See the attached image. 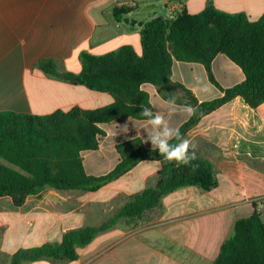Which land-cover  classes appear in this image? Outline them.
<instances>
[{
  "label": "crops",
  "instance_id": "1",
  "mask_svg": "<svg viewBox=\"0 0 264 264\" xmlns=\"http://www.w3.org/2000/svg\"><path fill=\"white\" fill-rule=\"evenodd\" d=\"M151 1L155 0H0V112L45 116L113 104L110 93L50 77L36 65L42 59H54L61 72L79 74L86 52L103 56L131 46L141 55L144 25L164 17L156 16L158 8L139 12L140 4L149 5ZM163 4L166 17L181 9L196 15L209 4L227 14L244 13L252 21L264 14V0H163ZM120 7L131 12L117 22L113 11ZM126 18L137 23H126ZM212 72L224 89L245 80L241 68L223 54L212 62ZM172 78L191 90L199 102L224 95L210 82L201 63L175 61ZM142 89L149 94L154 112H164L167 118L168 100L157 87L144 84ZM168 119L170 125L180 128L190 118L178 107L177 114ZM100 127L106 136L100 139L99 149L82 153L88 175L111 172L121 160L117 145L132 138H140L146 148L153 149L147 141L151 127L147 120L125 118ZM185 139L195 146L190 150L214 164L218 186L211 191L191 186L167 194L161 206L141 220L121 221L80 248L71 264H211L235 222L250 217L255 205L264 223V104L252 109L236 97L204 116ZM163 166L160 161L141 162L98 190L106 191L101 196L87 198V193L95 192H78L95 214L125 198L122 207L132 195L154 186ZM55 191L46 188L30 195L21 207H15L10 196L0 197V264H11L19 249L61 242L68 231L86 227L74 210L62 214L50 206L53 201L48 195ZM58 200L62 205L69 202L63 196ZM43 260L26 264L58 262Z\"/></svg>",
  "mask_w": 264,
  "mask_h": 264
},
{
  "label": "trees",
  "instance_id": "2",
  "mask_svg": "<svg viewBox=\"0 0 264 264\" xmlns=\"http://www.w3.org/2000/svg\"><path fill=\"white\" fill-rule=\"evenodd\" d=\"M129 12L131 9L127 7L115 8L114 18L121 22ZM219 54L241 68L245 75L243 82L224 89L216 81L212 62ZM81 61L79 74L61 72L54 59H42L36 68L50 77L110 93L114 103L95 110L74 108L45 116L0 112V197L10 196L14 206L21 207L28 196L38 195L49 187L58 192H97L141 162L160 161L164 166L154 186L132 195L101 225L70 230L61 242L19 249L11 264L42 259L76 260L80 248L121 221L141 220L147 212L159 208L167 194L191 186L203 191L215 189L218 186L215 166L197 152V159L191 163L198 168L193 171L191 165L177 166L156 149L146 148L140 138H132L117 145L121 160L102 176L87 174L82 153L99 149L100 139L106 136L100 124L125 118L148 120L141 115L142 108H151L153 112L154 109L149 94L142 89L144 84L156 86L166 100L174 96L176 104L197 108L196 114L179 128L184 138L204 116L236 97H241L252 109L264 104V14L252 21L244 13L227 14L212 4L196 15L181 9L172 17H157L144 25L141 55L133 47L123 46L103 56L83 53ZM175 61L203 64L210 82L224 95L199 102L191 90L173 80ZM211 264H264V223L256 205L250 217L235 222Z\"/></svg>",
  "mask_w": 264,
  "mask_h": 264
},
{
  "label": "clouds",
  "instance_id": "3",
  "mask_svg": "<svg viewBox=\"0 0 264 264\" xmlns=\"http://www.w3.org/2000/svg\"><path fill=\"white\" fill-rule=\"evenodd\" d=\"M178 107L181 110V114L188 118H191L197 112V108L192 105L183 104L177 106L176 97L174 96L167 101V118L164 112H153L151 108H142L141 115L148 118L147 123L151 126L147 133V141H150L152 148L156 149L160 156L167 161H175L177 166L191 165L194 171L198 168V165H194L191 162L196 160L197 157L194 150L190 151V147L194 149L195 146L191 144L190 140L185 139L181 135L179 127H174L169 123L168 118L177 114ZM126 127L127 125L123 128ZM173 140L177 141V143H170Z\"/></svg>",
  "mask_w": 264,
  "mask_h": 264
},
{
  "label": "rangeland",
  "instance_id": "4",
  "mask_svg": "<svg viewBox=\"0 0 264 264\" xmlns=\"http://www.w3.org/2000/svg\"><path fill=\"white\" fill-rule=\"evenodd\" d=\"M164 4H163V0L159 1H151L149 2V5L146 4H140V9L139 12L143 13L148 9H154V8H158L159 11H157V15L156 16H165V9L163 8ZM148 8V9H147ZM151 186V185H149ZM50 188V187H49ZM53 189V188H52ZM106 191H102V192H95V193H87L86 197L87 198H91V197H97V196H101L103 194H105ZM182 194V193H180ZM179 194V195H180ZM184 194V193H183ZM81 193L78 191H67V192H53L52 194L48 195L52 201L53 204H50L51 207L56 208L58 213H65L68 211H73V213H77L79 214L77 217L79 218L81 224H84L85 226H92L95 224L101 225L103 222H105L108 218L112 217L114 214H116L121 207L122 202H124L125 198H120L117 200V202L115 204H111L101 210H97L96 214L94 213V211H90V208L92 207L89 203L84 202V200H82L81 197ZM46 196V195H45ZM60 196H63L65 198L69 199V202L67 204H57V202H59L58 198H60ZM169 200H167L168 202ZM97 217V218H95ZM43 261L45 262H49L51 260L49 259H44ZM43 262V263H45ZM68 260H58V262H54V264L58 263V264H68ZM70 263V262H69ZM72 263V262H71ZM70 263V264H71Z\"/></svg>",
  "mask_w": 264,
  "mask_h": 264
},
{
  "label": "water",
  "instance_id": "5",
  "mask_svg": "<svg viewBox=\"0 0 264 264\" xmlns=\"http://www.w3.org/2000/svg\"><path fill=\"white\" fill-rule=\"evenodd\" d=\"M125 22H126V23H129V22H131V23H132V25H134V24H136V23H137L135 20H131V21H130V19H129V18H126V19H125ZM142 24H143L142 22H141V23H139V25H142Z\"/></svg>",
  "mask_w": 264,
  "mask_h": 264
}]
</instances>
